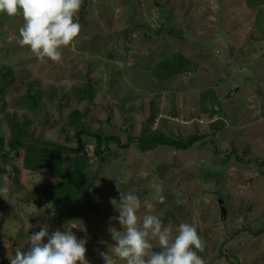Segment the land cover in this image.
<instances>
[{
    "label": "rangeland",
    "instance_id": "obj_1",
    "mask_svg": "<svg viewBox=\"0 0 264 264\" xmlns=\"http://www.w3.org/2000/svg\"><path fill=\"white\" fill-rule=\"evenodd\" d=\"M75 19L51 61L18 44L21 16L0 14V264L38 224L66 221L102 264L119 191L140 219L193 224L204 264H264V0H81ZM79 131L119 141L97 149ZM152 134L202 140L143 150Z\"/></svg>",
    "mask_w": 264,
    "mask_h": 264
},
{
    "label": "clouds",
    "instance_id": "obj_2",
    "mask_svg": "<svg viewBox=\"0 0 264 264\" xmlns=\"http://www.w3.org/2000/svg\"><path fill=\"white\" fill-rule=\"evenodd\" d=\"M80 5L81 0H0V14L22 17L19 45L27 46L37 58L59 61L61 48L73 43L80 31L75 19ZM156 188L159 192V185ZM8 192V188L0 187V198L6 199ZM110 203L116 215L109 220L119 224L120 230L109 227L114 243L106 244V250L97 249L102 264H204L199 254L204 242L193 224L179 223L173 233L155 214L138 218L141 201L131 191H119L118 202ZM68 222L51 233L48 224H38L39 230L28 236L27 247L17 249L9 264H89L85 256L88 241L77 237L74 224L66 227Z\"/></svg>",
    "mask_w": 264,
    "mask_h": 264
},
{
    "label": "trees",
    "instance_id": "obj_3",
    "mask_svg": "<svg viewBox=\"0 0 264 264\" xmlns=\"http://www.w3.org/2000/svg\"><path fill=\"white\" fill-rule=\"evenodd\" d=\"M84 133L92 136L96 140L97 149L103 144V142L112 143L113 141H119V139H117L115 136H110V135L102 136V135H98V134H91V133L79 131L76 133V138L79 139V143H80L82 135ZM129 140H133V138L131 136H129ZM138 140H139V145L143 150H149V149L155 148V147L160 146V145L170 146L176 150H187V149L193 147L199 141H201L202 136L195 134V135H192L191 137H189L187 140H173V139H169L167 137H164L163 135L152 134V135H149L146 137L145 136L141 137ZM10 145L12 147H15L17 145L21 146V147L25 146L23 143H21L17 139L12 140L10 142ZM40 146L38 145V147H40ZM44 146L52 147V148H55L57 150H64L66 148V146L56 144V143H44ZM101 160H103V157H101ZM263 232H264V229H260V231H258V234H261Z\"/></svg>",
    "mask_w": 264,
    "mask_h": 264
}]
</instances>
